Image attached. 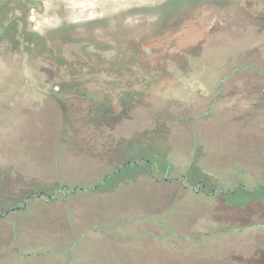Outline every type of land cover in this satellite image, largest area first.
<instances>
[{
  "label": "rangeland",
  "instance_id": "374dc122",
  "mask_svg": "<svg viewBox=\"0 0 264 264\" xmlns=\"http://www.w3.org/2000/svg\"><path fill=\"white\" fill-rule=\"evenodd\" d=\"M251 2L0 0V94H18L13 101L21 99L24 106H30L32 102L38 107L41 103L49 106L57 125L51 132L57 136L59 130L62 133V127H72L77 120L76 96L90 95L88 107L95 111L106 96L114 101L112 96L115 94L119 98V91L122 93L126 89L137 94L144 91L147 109H162L161 122L152 119L146 128L145 140L141 141L145 157L153 159L151 166L157 169V177L162 178L160 166L166 164L168 177L183 172L186 174L185 184L196 186L201 180L208 193L214 186L225 191L220 193L218 188L212 194H194L190 188H180L176 197L172 198L174 204L189 202L187 204H194L195 207L204 206L205 209L198 212L199 216L225 220L210 229L212 247L217 248L218 229L234 234L235 229L244 224L237 219L249 216L252 208L264 201V161H258L255 167L242 166L246 161L220 162L217 151L224 143L214 136H203L206 140H202L205 147L201 150L206 157L200 158L196 155L198 142L193 144L192 132L185 127L188 120L181 125L184 127L177 123L179 108L170 101L184 107L189 106L194 98L206 101L205 95L212 93L209 89L213 87L209 88L207 81L191 79V74L203 69V61H229L239 54L245 59L243 72H252V32L249 28L246 33L241 30L243 38L239 40L236 28L224 22L219 12L221 9L237 8L240 4L249 6ZM262 36L264 38V33ZM124 56L143 57L150 63L131 64L127 70V65L121 63ZM110 57L113 58L112 63L107 62ZM159 58H173L177 63L172 60L168 64H160L156 62ZM139 72L145 74L136 79ZM155 73L162 76H154ZM254 83L245 80L243 93L250 94ZM231 88L234 90L235 86ZM5 98L8 101L4 104L13 103L10 97H3V100ZM121 105L116 107L121 109ZM169 109H174V112ZM4 114L6 112L0 108V214L11 206L21 205L31 190L35 196L42 189L52 198L46 195L34 198L27 202L24 209L9 211L0 218V264H118L110 260L107 246H100L97 250L90 245L96 240L106 239L113 231L128 232L132 225L118 223L112 228L113 221L85 222L80 235H72L70 240L60 242L56 237L59 228L45 226L43 221L35 219L37 213L42 216L60 211L72 224L76 216L83 215L82 205L90 202V194L84 196L85 191L79 189L74 193L59 189L64 182L61 172L63 160L60 159L63 154L55 140L50 143L49 157L44 162L34 157L30 160L29 153L23 156L21 152L27 148L11 138L13 131L10 124L1 126ZM90 121L97 123L95 117ZM72 129H68L70 134L75 132ZM133 133L131 137L141 134ZM74 135L57 140L71 153ZM7 154L15 160L7 158ZM36 163L43 168L31 173ZM63 168V172L67 170L65 165ZM144 174L135 177L129 173L126 180L133 184V181L143 179L145 184H155L154 177ZM97 181L102 184L92 192L93 196L97 199L112 196L110 189L117 184L116 177L102 181L100 176L91 182L76 179L69 189L75 184L92 186ZM240 184L242 186H238ZM167 212L163 210L162 216L165 217ZM125 216L133 217L127 213ZM181 216L184 215H170L171 218ZM105 217L108 218L107 215ZM165 222L158 225L162 230L156 234L164 238L176 234L172 226ZM43 235L53 238L45 239Z\"/></svg>",
  "mask_w": 264,
  "mask_h": 264
},
{
  "label": "flooded vegetation",
  "instance_id": "af4514ba",
  "mask_svg": "<svg viewBox=\"0 0 264 264\" xmlns=\"http://www.w3.org/2000/svg\"><path fill=\"white\" fill-rule=\"evenodd\" d=\"M219 12L224 22L236 28L239 40L243 38V33L248 32V28L250 29L249 32H252L254 42L253 57H251L253 61L252 72H243L245 59L242 55L238 56L239 54L235 59L229 61H203L202 64L205 65L203 69L191 74V79L207 81L209 88L213 87L209 89L212 93L208 92L205 95L207 96L206 101L200 97L194 98L191 104L185 107L180 103H175V101L170 102L179 108V112L176 113L177 123L180 126L185 125V120H188L185 127L192 132L193 144L198 142L197 156L206 157L201 150L205 147L202 142L205 139L203 136H214L224 143L217 151L220 154L218 156L220 162L246 161L242 166L246 164L255 167L258 161H264V38L262 36L264 33V0H252L249 6L240 4L237 8L221 9ZM241 30L243 33H240ZM111 60H113L112 57L107 58V62L112 63ZM172 60L173 58H165V60L159 58L156 62L168 64L174 61L177 63ZM121 63L127 65V70H129L131 64L150 62L143 57L124 56L121 58ZM212 65L218 66L211 67ZM142 74L145 73L139 72L136 79L143 77ZM159 74L155 73L154 76ZM127 75L130 77V73ZM160 76L162 75L160 74ZM245 80L255 82L250 94L247 95L242 91ZM222 86L224 88H221ZM232 86H235L234 90H232ZM120 93L119 91V95H117L119 98H116L115 94L112 96L115 97L114 101L110 99V96H106L101 104L96 106L95 111L88 107L90 95L83 96L80 94L76 96L77 120L72 127H62V133L59 130L57 136L51 132L52 128L57 125L55 124L56 118L49 106H44L41 103L38 107L33 102L30 106H24L21 99L13 101V98L18 94H0V108L6 112L2 117L1 126L5 123L10 124L13 131L11 138L19 142L20 145H25L28 150L22 151L21 154L26 156V153H29L27 156L30 160L34 157L44 162L49 157L48 147L50 143L54 140L58 142L63 154L60 158L63 160L61 166H67V170L64 172V168H61L64 182L59 189L66 190L65 193L68 191L74 193L79 189L85 191L84 196L90 194V202H84L82 205L84 207L83 215L76 216L72 224L60 211H51L42 216H38L36 212L35 219L37 221H43L42 224L45 226L51 225L53 228L60 229L56 236L58 241L70 240L72 235H80V230H82L85 222L113 221L111 223L112 228H115L113 225L118 223L132 225L133 228H128V232L124 230V232L119 233L116 230L109 233L106 239L96 240L91 245L88 244L92 249H99L103 245L107 246L109 250L107 255L110 260L118 264H153L152 260L154 258L156 260L159 255L163 254L169 263L171 261L170 255L177 249L174 243L176 234L188 235V237L181 236V239L184 240H193L205 235L210 237L211 227L225 221L222 218L211 219L199 216L197 214L200 209H205L204 206L195 207L194 204H187L189 202L181 205L177 202L174 204L172 198L176 197L180 188L183 190L190 188L194 194L199 192L212 194L218 188L220 193L225 191L222 187L214 186L208 193L205 191V183L201 180L197 181L196 186L191 183L185 184L186 174L183 172L168 177L166 164H161L160 170L163 176L158 178L155 173L157 169L151 166L153 159L145 157L143 152L145 147L141 141L145 140L146 128L152 119L161 122L162 109L149 108L148 110L145 95H143L144 91L137 94L125 89L123 94ZM3 97H10L14 104H4L8 99L3 100ZM120 103H122L121 109L116 107ZM45 110L46 113L44 114ZM169 111L174 112V109H169ZM94 117L97 120L96 124H92L90 121ZM68 129H75L74 133L71 132V134H75L72 153L61 142L57 141L59 137H71ZM133 132L141 134L131 137ZM47 134L51 135L47 138ZM181 139L185 140L183 137ZM235 149L237 150L236 153H234ZM243 151L246 153L242 154ZM6 157L9 158L10 155L7 154ZM40 167L43 168L42 165L36 163V168L34 167L30 172L32 173ZM129 173L135 177L147 173L150 177H154L155 184H145L143 179L138 182L133 181L132 184L126 180L130 176ZM100 176L102 181L108 177L117 178V184L111 186L110 189L112 196L102 199L93 196L92 192L100 187L101 181H97L92 186L75 184L72 189H69V185H72L76 179L91 182ZM238 186H242V184ZM42 195H46L42 189H39L35 196L34 191L31 190L25 195L21 205L11 206L7 209V213L24 209L29 200H34V198H39ZM46 197L52 198V195L48 194ZM17 206L18 208H16ZM12 207L15 208L11 210ZM163 210L168 211L165 217L162 216ZM5 211L0 214V218L7 214ZM250 212V215L245 217L248 219L245 224H251L253 218L255 220L260 218V221H264V201L260 202L257 207H253ZM125 213L133 215V217H124ZM171 213L172 215L182 214L184 216L171 218ZM241 219L242 217L238 218V222ZM164 220L166 225L172 226V230L176 234H169L165 238L156 234L157 231L162 230L158 225L162 224ZM165 230L168 232L169 228H165ZM236 231L237 229H235ZM217 233H220L219 238L223 236V232L219 229ZM43 236L45 239L53 238L50 235Z\"/></svg>",
  "mask_w": 264,
  "mask_h": 264
},
{
  "label": "crops",
  "instance_id": "0c3cea01",
  "mask_svg": "<svg viewBox=\"0 0 264 264\" xmlns=\"http://www.w3.org/2000/svg\"><path fill=\"white\" fill-rule=\"evenodd\" d=\"M247 221L248 219L242 218L240 222L244 224L238 227L234 234L227 233L225 229L223 236L219 238L217 249L212 247L210 237L206 235L193 240H184L181 236L188 237V235L176 234L174 243L177 249L170 255L171 261L168 263L163 254L159 255L156 260L153 257L152 263L264 264V221H260V218L257 220L253 218L252 223L248 225L245 224Z\"/></svg>",
  "mask_w": 264,
  "mask_h": 264
},
{
  "label": "water",
  "instance_id": "95a60500",
  "mask_svg": "<svg viewBox=\"0 0 264 264\" xmlns=\"http://www.w3.org/2000/svg\"><path fill=\"white\" fill-rule=\"evenodd\" d=\"M14 208H15V207H12L11 210H13ZM16 208H18V206H17ZM5 213H7V210L5 211Z\"/></svg>",
  "mask_w": 264,
  "mask_h": 264
}]
</instances>
